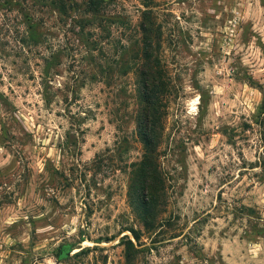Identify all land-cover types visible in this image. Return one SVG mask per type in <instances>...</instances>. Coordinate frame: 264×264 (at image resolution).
I'll return each instance as SVG.
<instances>
[{"label":"rangeland","instance_id":"obj_1","mask_svg":"<svg viewBox=\"0 0 264 264\" xmlns=\"http://www.w3.org/2000/svg\"><path fill=\"white\" fill-rule=\"evenodd\" d=\"M5 1L0 264H264V0L149 4L153 48L175 88L159 148L165 203L153 232L128 203L129 174L142 157L133 69L122 76L114 65L109 86L90 60L102 47L131 67L147 9L107 0L100 19L114 21L86 30L98 45L92 52L72 18L64 24L31 0ZM27 15L40 45L27 39ZM130 228L141 232L142 250L128 259L121 237L133 240ZM65 246L72 251L60 259Z\"/></svg>","mask_w":264,"mask_h":264},{"label":"trees","instance_id":"obj_2","mask_svg":"<svg viewBox=\"0 0 264 264\" xmlns=\"http://www.w3.org/2000/svg\"><path fill=\"white\" fill-rule=\"evenodd\" d=\"M32 5L38 11H50L56 13L60 22L66 24V20L72 18L71 28H78L77 38L82 44H86L89 50L95 52L98 45L95 41H90L93 33L86 31L88 28L98 25L100 30L104 29L109 18L100 19L108 9L107 0H31ZM145 11L142 13L143 23L140 27V51L133 55V64L126 67L123 64L122 56H106L102 54L100 47V56L90 55L91 62L99 70L100 81L111 86L114 83V65H121V75L126 76L128 68L133 69L136 79L135 101V134L137 140L142 146V157L133 169L130 171L128 183V203L132 210L139 217L144 230L153 232L158 225V216L163 212L165 200V179L159 165V148L162 143L164 119L167 115V106L175 88L163 65L161 58L154 50L155 45H159L158 29L152 22L149 4L152 0H140ZM19 2V1H18ZM25 2V0L23 1ZM6 5H11L13 0H6ZM22 7V2L18 3ZM75 15V17L73 16ZM66 21V22H65ZM26 35L32 45L42 43V34L38 30V23L29 15L26 16ZM105 31V30H104ZM109 32V31H107ZM55 57H52L54 59ZM50 60H46L49 67ZM94 78V76H93ZM162 211V212H161ZM135 241L124 235L121 237L126 249V258L130 259V253H136L142 250L136 246H142L141 232L133 228L127 229ZM112 240V239H111ZM109 240V241H111ZM72 251L71 246L61 247L58 257L60 259L67 257V251ZM128 253V254H127ZM130 254V255H129Z\"/></svg>","mask_w":264,"mask_h":264},{"label":"water","instance_id":"obj_3","mask_svg":"<svg viewBox=\"0 0 264 264\" xmlns=\"http://www.w3.org/2000/svg\"><path fill=\"white\" fill-rule=\"evenodd\" d=\"M69 253H70V251L68 250V251L66 252V255H69Z\"/></svg>","mask_w":264,"mask_h":264}]
</instances>
